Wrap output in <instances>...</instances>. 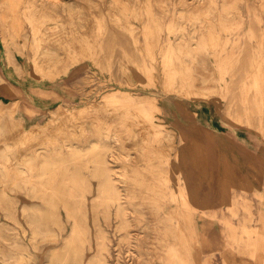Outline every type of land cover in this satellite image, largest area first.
I'll return each instance as SVG.
<instances>
[{
    "label": "rangeland",
    "instance_id": "obj_1",
    "mask_svg": "<svg viewBox=\"0 0 264 264\" xmlns=\"http://www.w3.org/2000/svg\"><path fill=\"white\" fill-rule=\"evenodd\" d=\"M207 1V11L186 16ZM263 42L264 0H0V73L26 91L44 80L64 91L41 123L0 109V264H72L63 244L75 200L63 167L23 163L37 150L67 152L69 141L84 149L78 167L92 184L85 264L98 226L109 264H133L139 252L146 264L152 247L167 264H264ZM152 103L162 111L147 122L139 107ZM100 143L132 202L128 235L115 205L109 217L104 205L93 209L88 151ZM8 202L19 223L3 211ZM25 205L46 233L34 235Z\"/></svg>",
    "mask_w": 264,
    "mask_h": 264
},
{
    "label": "bare ground",
    "instance_id": "obj_2",
    "mask_svg": "<svg viewBox=\"0 0 264 264\" xmlns=\"http://www.w3.org/2000/svg\"><path fill=\"white\" fill-rule=\"evenodd\" d=\"M202 6L203 7L196 8V10L195 9H192V8L189 9L188 12H187V14H186V16L188 17L191 14H193L194 16H196V15H199V13L201 14L202 12L207 11L209 9V7H210V2L207 1V3H204ZM185 12H186V10H185ZM114 17H115V19H117V16H114ZM220 18H222V17H220ZM194 23H195V21H194ZM182 24H184V23H182ZM260 24H261V22H260ZM203 42L198 43L197 46L195 47V49H197V50H200L201 49V50L204 51L206 45L203 44ZM259 43H260V41H259ZM217 45H218V43H217ZM181 46H182V44H181ZM185 46H186V44H185ZM191 46H193V45H191ZM221 49H222V47H221ZM206 50L207 49H205V51ZM53 51H54L53 48H51L50 46H46L44 48V50H43V56H52ZM203 53H205V52H203ZM201 55H202V51H201ZM67 65H68V63L64 64V66H63L64 70H62V72H65L67 70ZM251 71H253V70H251ZM209 77H207L205 75L203 77V75H202L201 78H200V80H201V82H204L205 83V82H208L209 81V79H210ZM261 78H263V77L261 76ZM258 82L259 81L257 80L256 83H258ZM258 90H259V88H258ZM262 93L263 92H261V94ZM258 95H260V94L258 93ZM117 98H119V97L111 98V101L112 102H116L117 101ZM125 98H128V97L125 96ZM115 107H114V109H115ZM139 109L141 110V112L143 114V117H144L145 120H147V122H148V120H150V116L152 115V113L154 111L159 112V113H161V111H162V107H160L156 103H152V105L149 108L139 107ZM137 112H139V111H137ZM143 117H141V118H143ZM40 126L41 125H38V127H40ZM67 147H68L67 152H63L62 150H57L56 152H53V153L50 150H47V149L45 151L44 150L43 151H38L37 148H36L37 151H35L34 154L30 155L29 157L26 156L27 158H25L23 160V163L25 164V163L37 162V164L39 166H41L44 170H48L50 167L55 166V165H61L63 167V174H62L63 182L66 185V187L68 188V192H69L70 196L75 200L74 201V207L71 209V211L74 213L73 214V217H72L74 219L73 220L74 221L73 229H72L71 233L69 234V236L65 239V242L63 244V248L67 251V256H68V258H69V260L71 261L72 264H85V261H84L85 252L87 250H91L92 249V236H91V233H90V226H89V222H88L87 205H86V195L85 194L88 193V192L90 193L92 191V184H91V181L89 180L88 176L84 175L81 172L80 168L78 167V165H79V163L81 161V158L83 157V153L82 152L84 151V149H82L80 147H75L74 143H71L70 141H69V144L67 145ZM92 147L93 148L90 149V151H88V152H90V153L96 152V153L94 154V157H93V159L91 161V163L93 164V169L91 171V177L93 179L98 180V186H97V191H96V200L94 202V208L93 209H94V211H96L98 204L104 205L105 211H106V213H107V215L109 217L110 208H111L112 205H115V207H116V216L115 217L121 221V224L119 226V229L120 230H125L126 234L128 235V234H130L129 228H130V226H132V221L128 217V211L130 209L129 208V205L131 206L132 205V202H129V200L126 201L124 199V197H123V190L119 186V183H122V181L116 179L117 176L114 177V174H115L114 173V170L111 168V166H110V164H109V162H108V160H107V158L105 156V152H101L99 150L100 148L105 147V144L100 143V144H96V145H94ZM9 157L7 158V161H11V158H9ZM18 161H19V159H18ZM4 167H5L4 169H6V170L8 169L9 170V168L6 165H4ZM23 169L24 168H22L20 166L18 168V172L22 176H25V171ZM135 173H138V172H135L134 171L133 172V175ZM116 175H117V173H116ZM4 176H5V174H4ZM150 184H151V182H150ZM145 187H147V186L145 185ZM19 188L21 190L23 189L21 183H19ZM143 199H145V196H144ZM12 205L13 204L11 202H8L6 204V206L4 207L3 211L5 212L6 216L10 220L15 221L16 223H19L18 216H17L16 211H15V209H14V207ZM28 207H29L28 205H25L23 207V211L22 212L26 216V220H27L28 224L33 228L34 235L40 234V236H41V234H44L47 231L44 230L45 228H43V225L40 223V221L38 219H36L35 215L29 214V208ZM42 210H44V209H42ZM147 211H149V210H147ZM133 212H136V210L133 209ZM150 215H151V213H150ZM157 216H159V215H157ZM151 229L152 230L154 229L153 226H152ZM153 237H154V235H153ZM152 239H154V238H152ZM95 240H96V253L93 256V258L88 261L87 264H109L108 261H107V257L105 255V253L109 252V238H108L107 234L99 226H98V229H97L96 239ZM14 242L16 243L17 247L18 246L19 247H23L24 246L23 243L20 242L17 239ZM33 246H34V244H33ZM148 254L150 256V262H147L146 264H154L156 261H158L157 263H159V264H167V257L163 253V250L153 249V247H152V249H149L148 250ZM198 256L199 255H197V257ZM154 260H156V261L154 262ZM143 261H144L143 255L139 252L137 254V259L133 262V264H141V263H143ZM118 262H120V261H118Z\"/></svg>",
    "mask_w": 264,
    "mask_h": 264
},
{
    "label": "crops",
    "instance_id": "obj_3",
    "mask_svg": "<svg viewBox=\"0 0 264 264\" xmlns=\"http://www.w3.org/2000/svg\"><path fill=\"white\" fill-rule=\"evenodd\" d=\"M62 76L64 78V75ZM0 77L5 82L4 84L0 83V109L5 107L11 111L13 108V113L20 114L25 123L43 122L46 115L55 106L54 103L58 101H55V97H63L64 95L63 83L59 88H56L58 83L54 85V82L48 80L36 81V83H31L26 91L21 87L22 84L19 83L21 79L18 78L19 80L13 82L9 74L4 71L0 73ZM25 83L28 84V81ZM23 92L25 95L22 94ZM28 108L34 114L27 113Z\"/></svg>",
    "mask_w": 264,
    "mask_h": 264
}]
</instances>
